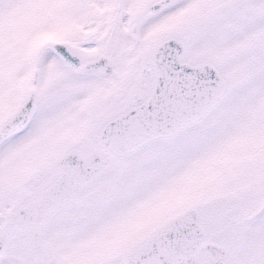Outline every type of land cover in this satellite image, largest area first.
Returning <instances> with one entry per match:
<instances>
[{
  "label": "snow or ice",
  "instance_id": "1",
  "mask_svg": "<svg viewBox=\"0 0 264 264\" xmlns=\"http://www.w3.org/2000/svg\"><path fill=\"white\" fill-rule=\"evenodd\" d=\"M0 264H264V0H0Z\"/></svg>",
  "mask_w": 264,
  "mask_h": 264
}]
</instances>
